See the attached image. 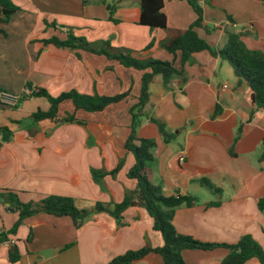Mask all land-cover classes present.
Listing matches in <instances>:
<instances>
[{
	"label": "crops",
	"instance_id": "0c3cea01",
	"mask_svg": "<svg viewBox=\"0 0 264 264\" xmlns=\"http://www.w3.org/2000/svg\"><path fill=\"white\" fill-rule=\"evenodd\" d=\"M11 2L18 11L8 22L0 21V127L11 132L9 141L0 139V192H12L22 203L47 196L69 197L78 209L120 203L136 186L126 177L133 158L124 144L142 72L101 55L43 46L40 41L51 36L64 39L71 32L88 43L109 41L140 59L151 58L155 51L163 58L168 54L160 43L171 32L188 28L196 18L193 10L187 0H163L167 23L160 30L138 24L139 0ZM196 3L204 29L195 32L211 47L224 44L227 33H238L248 49L264 53V0ZM107 5L115 6L111 15ZM47 25L53 33L44 29ZM174 67L180 68L177 59ZM183 71L184 82L174 78L163 87L161 78L155 77L149 87L150 116L162 121L173 135L170 143H163L147 119L137 128L139 138L156 143L149 181L161 186L164 196L197 199L195 205L174 211L172 224L177 232L204 243L223 244H235L250 235L264 251V209L258 208V201L264 199V159H260L264 108L251 105L249 88L237 86L231 67L217 58H212V64L192 60ZM27 83L52 97L71 90L81 95L127 96L100 113L77 111L72 123L31 122L30 116L46 111L49 104L45 98L25 94ZM216 106L220 114L212 119ZM73 112L69 102L59 105L60 116ZM238 127L241 132L233 144ZM181 155L184 161L179 163ZM120 161L122 167L114 177L92 178V171L110 172ZM203 179L220 193L210 192L200 183ZM16 220L17 213L0 204V233ZM122 223L118 225L105 213L93 214L79 228L68 217H28L14 236L0 243V264H10L12 245L19 253L15 264H107L129 251L161 246V236L142 208H127ZM227 254L226 249L216 248L186 250L182 257L186 264H219ZM131 264L163 262L150 253ZM245 264L260 263L250 259Z\"/></svg>",
	"mask_w": 264,
	"mask_h": 264
},
{
	"label": "trees",
	"instance_id": "16d2710c",
	"mask_svg": "<svg viewBox=\"0 0 264 264\" xmlns=\"http://www.w3.org/2000/svg\"><path fill=\"white\" fill-rule=\"evenodd\" d=\"M196 18L190 26L184 30L171 32L161 43L160 48L172 57L170 62L154 60L150 57L136 59L129 51L114 48L109 41L88 43L84 38L76 37L71 32L65 33L64 39L56 36L43 39L40 43L43 46L51 45L57 49L71 51H83L93 55L104 56L109 61H115L121 66L142 72L140 79V90L137 102L130 107V133L125 141L124 148L132 156L133 165L127 171L126 177L134 180L135 189L125 194L120 203L113 206L96 203L92 209H78L73 199L61 196H47L40 201L22 203L16 194L12 192H0V198L8 204V208L17 213V220L13 226L5 232L0 233V243L7 241V236H14L22 221L37 214H46L54 217H68L75 228H79L89 217L95 213H105L114 218L118 225L122 226V213L129 207H140L152 220V229L158 232L162 239L160 247H143L136 251H129L122 256L116 257L107 264H131L150 253L160 256L163 264H186L182 252L186 250L208 251L216 248H224L228 251L227 256L219 264H245L250 259H256L264 264V251L262 247L252 239L250 235H243L235 244L204 243L192 238L189 235L176 231L172 224L174 211L181 207H191L197 203V199L189 196H164L161 186L153 185L150 181V165L154 161L152 149L156 143L153 139L139 138L137 128L143 119L154 124L158 130L163 143L172 141L173 135L166 129V125L150 116L149 87L155 77H160L162 86L174 78L184 82L183 66L191 62L192 55L206 52L212 58H217L227 63L236 79V85H246L250 90V103L256 108H264V53L258 50H250L241 41L238 33H227L222 48L211 47L204 39L200 38L195 29H204L201 9L196 0H187ZM140 19L138 24L149 29H166V17L163 13V0H139ZM111 15L115 6L107 5ZM18 11L11 0H0V21L8 22L11 15ZM45 22V21H44ZM46 23V22H45ZM54 27L53 24H51ZM78 57V55H77ZM177 59L179 69L174 67ZM26 88L31 89L29 83ZM32 90V89H31ZM32 97L45 98L49 107L46 111L38 110L30 116L33 122L49 120L54 123H72L76 121L74 113L82 111L89 114L100 113L111 105L118 104L127 93L113 97L102 95H81L74 90L52 97L43 88H36L31 92ZM69 102L73 113H66L63 116L58 114L59 105ZM220 114L216 106L211 118L214 119ZM241 127L236 130L233 144L238 140ZM1 141L10 140L11 132L6 127H0ZM262 154L264 159V138L262 141ZM122 167V161L110 172L102 170L92 171V178L99 180L106 175L114 177ZM210 192L220 193L208 180H200ZM3 205L2 203H0ZM210 205H217L212 203ZM258 208L264 209V199L258 201ZM13 251L8 250V262L15 264L19 260L17 248L12 245Z\"/></svg>",
	"mask_w": 264,
	"mask_h": 264
},
{
	"label": "rangeland",
	"instance_id": "374dc122",
	"mask_svg": "<svg viewBox=\"0 0 264 264\" xmlns=\"http://www.w3.org/2000/svg\"><path fill=\"white\" fill-rule=\"evenodd\" d=\"M44 27H45L44 29H45L46 31H49V32L53 33V29L51 28V25H47V26H44ZM44 29H43V30H44ZM223 45H224V44H222L219 48H222ZM125 50H126V49H125ZM126 51H128V50H126ZM129 52H130V50H129ZM163 52H164V51H163ZM164 54H165V53H164ZM130 55H131L132 57L136 58V59H140L139 56H138V54H136V53H132V52H130ZM151 58L154 59V60L162 61V62H166V61L170 62V61H171V57L168 56V55H164L163 58L158 57L156 51L153 52V53L151 54ZM192 58H193L192 60H196V63H197V64H199V63H200V64H212V58H211V56H209V54L206 53V52H203V53H201V54L193 55ZM210 58H211V60H210ZM192 60H191V61H192ZM218 60H219V59H218ZM193 62H194V61H193ZM220 62H221V61H220ZM223 64H227V63L223 62ZM29 121L33 122L31 119H29ZM150 182H151V181H150Z\"/></svg>",
	"mask_w": 264,
	"mask_h": 264
},
{
	"label": "built area",
	"instance_id": "2783aa9c",
	"mask_svg": "<svg viewBox=\"0 0 264 264\" xmlns=\"http://www.w3.org/2000/svg\"><path fill=\"white\" fill-rule=\"evenodd\" d=\"M31 92H32L31 89H28V88H25V89H24V93H25V94H31ZM0 138H1V133H0ZM183 161H184V156H183V155L179 156V158H178V162H179V163H182Z\"/></svg>",
	"mask_w": 264,
	"mask_h": 264
},
{
	"label": "water",
	"instance_id": "95a60500",
	"mask_svg": "<svg viewBox=\"0 0 264 264\" xmlns=\"http://www.w3.org/2000/svg\"><path fill=\"white\" fill-rule=\"evenodd\" d=\"M0 203H2L5 207H8V204L4 203L3 198H0ZM9 210H11V209H9ZM10 250L13 251V248H11Z\"/></svg>",
	"mask_w": 264,
	"mask_h": 264
}]
</instances>
